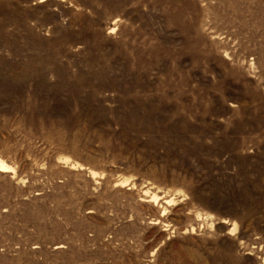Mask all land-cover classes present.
<instances>
[{"label": "rangeland", "instance_id": "obj_1", "mask_svg": "<svg viewBox=\"0 0 264 264\" xmlns=\"http://www.w3.org/2000/svg\"><path fill=\"white\" fill-rule=\"evenodd\" d=\"M0 264H264V0H0Z\"/></svg>", "mask_w": 264, "mask_h": 264}]
</instances>
